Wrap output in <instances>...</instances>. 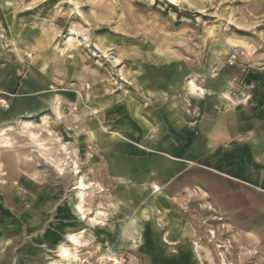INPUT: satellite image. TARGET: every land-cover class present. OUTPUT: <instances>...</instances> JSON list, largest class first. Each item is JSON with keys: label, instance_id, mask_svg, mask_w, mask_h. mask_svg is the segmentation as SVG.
<instances>
[{"label": "rangeland", "instance_id": "374dc122", "mask_svg": "<svg viewBox=\"0 0 264 264\" xmlns=\"http://www.w3.org/2000/svg\"><path fill=\"white\" fill-rule=\"evenodd\" d=\"M234 52L238 66L228 64ZM8 53L18 80H37L42 71L47 90L62 94L61 116L46 122L69 151L50 145L53 152L43 155L22 142L17 162L14 153H2L0 264H50L60 244L73 253L63 264H146L149 258L129 250L133 243L88 241L87 233H113L127 220L119 203L131 183L115 178L103 155L119 148L111 133L166 143L171 130L196 116L190 108L205 98L206 86L216 89L212 79H241L250 66H263L264 0H0V58ZM190 81L204 94L191 92ZM239 84L219 88L237 94ZM86 111L97 116L91 128L81 122ZM47 125L24 121L21 135L39 139ZM103 133L108 145H100ZM76 153L80 168L72 161ZM31 170L32 178L24 175ZM83 173L89 176L82 193ZM194 223L201 264H264L230 227ZM70 233L80 246L68 243Z\"/></svg>", "mask_w": 264, "mask_h": 264}, {"label": "crops", "instance_id": "0c3cea01", "mask_svg": "<svg viewBox=\"0 0 264 264\" xmlns=\"http://www.w3.org/2000/svg\"><path fill=\"white\" fill-rule=\"evenodd\" d=\"M11 56L8 53L7 58H0V157L4 151L12 152L17 162L23 154L18 149L22 142L44 146V149L40 147L45 150L43 155L54 150L62 152L63 148L69 151L46 122L48 118L52 122L58 120L61 107L56 102L60 94L47 90L42 71L37 80L27 76L18 80ZM213 80L216 89L214 85L206 86L205 98L190 108L196 116L191 115L181 127L171 130L166 143L133 140L111 133L119 137L114 144L119 148L105 150L103 155L112 175L131 183L121 191L125 196L119 203L127 211V220L113 233H87L88 241L133 243L129 250L149 258L146 264H201L203 244H197L201 235L197 234L196 219L210 226L230 227L264 257V65L250 66L241 79L219 75ZM238 80L242 90L237 94L219 88L223 84L234 86ZM189 87L191 92L204 94V89L194 81ZM96 91L95 86L93 93ZM77 94L79 100L83 99L79 91ZM135 112L139 114L138 107ZM81 120L91 128L97 116L86 111ZM24 121L46 123L41 138L22 137ZM16 129H20L17 135L12 133ZM92 135L90 143H96L95 133ZM106 140L103 133L100 145H108ZM50 145H54L53 151L47 148ZM155 145L165 147L148 148ZM72 161L80 168L79 154ZM2 168L0 161V175ZM24 175L32 178V170ZM147 214L157 221H149ZM85 232L83 229L79 234ZM72 234L68 235V243L77 246L69 239ZM74 235L80 246L79 236ZM54 253L55 258L56 250ZM72 258L71 252L69 260ZM64 261L68 259L57 258V262Z\"/></svg>", "mask_w": 264, "mask_h": 264}, {"label": "bare ground", "instance_id": "6f19581e", "mask_svg": "<svg viewBox=\"0 0 264 264\" xmlns=\"http://www.w3.org/2000/svg\"><path fill=\"white\" fill-rule=\"evenodd\" d=\"M171 3H174L176 2V0H169ZM191 82V81H190ZM192 84V83H191ZM191 87V86H190ZM193 87H195V85L193 84ZM191 90V89H190ZM196 90V89H195ZM203 90V89H202ZM202 92V91H201ZM81 93V92H80ZM83 95V94H82ZM61 96L60 95H57V102H56V105L61 107L62 105V101H61ZM61 110H59V117L61 116ZM86 117V116H85ZM29 126V125H28ZM27 126V127H28ZM46 127V126H45ZM2 133V132H1ZM35 138V137H33ZM7 145V144H6ZM40 147H42L43 149L45 148L44 146L40 145ZM60 170L62 171V168H60ZM87 187V183L85 182V176L82 175L80 177V181H79V189L80 191L83 193V189ZM78 210L80 211L79 213H81L83 215V217H85V212L83 211V206H82V203H79L78 206H77ZM100 213V212H99ZM103 213V212H102ZM69 239L71 242L77 244L78 246V243H79V239H77L75 237L74 234L70 235L69 236ZM71 256V252L70 250L64 245V244H60V246L58 247V253H56V258H52L50 264H62L61 262H57V258L58 259H68L70 258ZM108 258V257H107Z\"/></svg>", "mask_w": 264, "mask_h": 264}, {"label": "built area", "instance_id": "2783aa9c", "mask_svg": "<svg viewBox=\"0 0 264 264\" xmlns=\"http://www.w3.org/2000/svg\"><path fill=\"white\" fill-rule=\"evenodd\" d=\"M239 60H240V54L237 52H234L230 55L229 60H228V64L230 66H238ZM242 71L244 72L245 69H242Z\"/></svg>", "mask_w": 264, "mask_h": 264}]
</instances>
